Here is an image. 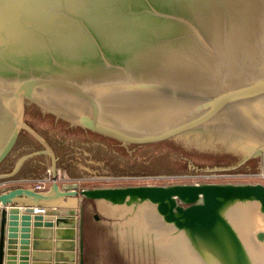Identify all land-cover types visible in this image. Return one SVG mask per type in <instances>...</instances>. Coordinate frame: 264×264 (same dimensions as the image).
Wrapping results in <instances>:
<instances>
[{
	"label": "water",
	"instance_id": "water-1",
	"mask_svg": "<svg viewBox=\"0 0 264 264\" xmlns=\"http://www.w3.org/2000/svg\"><path fill=\"white\" fill-rule=\"evenodd\" d=\"M47 166L264 172V0H0V180ZM22 195L149 207L198 264H264L261 181L0 192V264H29L43 234L48 264H84L83 204L37 211Z\"/></svg>",
	"mask_w": 264,
	"mask_h": 264
},
{
	"label": "rangeland",
	"instance_id": "rangeland-1",
	"mask_svg": "<svg viewBox=\"0 0 264 264\" xmlns=\"http://www.w3.org/2000/svg\"><path fill=\"white\" fill-rule=\"evenodd\" d=\"M57 167L60 168L62 173L66 174V176L80 179L82 186L88 187L94 185H116L128 183L138 184L196 181L264 182V177L259 176H230L228 178L217 177L204 180L202 175L207 173L70 176L67 174L65 168H62L61 166ZM50 169L52 172L51 166H47L43 171V174L40 176L48 173ZM214 173L254 174L264 172H209V174ZM156 176H158V178ZM79 204H83L82 238L83 241H85L84 261L86 260V264H198L196 261H191V255L187 252V249L183 245L179 236L170 235V230L160 228V221L157 217L154 218L153 215L150 214V212L152 213V210L149 207L146 210L144 207L142 208V206H140L139 211L132 215L131 209L126 206H113L108 205L107 203L105 204L96 201L85 202L83 200H81ZM79 204L76 206L77 208H79ZM124 208H126V210L123 211L122 209ZM128 212L129 214L126 215ZM96 215L98 217H96ZM140 221L141 224H139ZM147 222H149L148 227H144ZM150 223L152 225H150ZM239 224L242 228H246V230L256 228H250L253 226H245L241 223ZM259 226L260 224L258 225V228ZM248 238H250L249 241ZM245 239L248 243L255 241L251 234L246 235ZM172 242H175L179 246L181 245V251L179 254L181 257L178 254L177 256H173L172 252H168L170 249L167 245L172 244ZM251 244L253 245V243ZM78 260L79 258L77 261Z\"/></svg>",
	"mask_w": 264,
	"mask_h": 264
},
{
	"label": "built area",
	"instance_id": "built-area-1",
	"mask_svg": "<svg viewBox=\"0 0 264 264\" xmlns=\"http://www.w3.org/2000/svg\"><path fill=\"white\" fill-rule=\"evenodd\" d=\"M230 176H237V177H242V176H259V177H264V173H214V174H204L202 177L204 180L208 179H214L217 177H224L228 178ZM158 178V176H156ZM95 179H100V178H95ZM57 181L59 185H62L66 182H78L80 188L88 187V186H82L80 179L77 178H71L66 176V174L62 173V170L60 168L57 169V175L56 178H53L51 170L40 176V177H11L4 179L0 181V188L3 186H22V187H30L33 188L34 190L38 192H46L49 188L50 185L52 184L53 181ZM37 211H45L46 207L44 206H39L35 208Z\"/></svg>",
	"mask_w": 264,
	"mask_h": 264
},
{
	"label": "crops",
	"instance_id": "crops-1",
	"mask_svg": "<svg viewBox=\"0 0 264 264\" xmlns=\"http://www.w3.org/2000/svg\"><path fill=\"white\" fill-rule=\"evenodd\" d=\"M5 179H7V178H5ZM2 180H4V179H1L0 181H2ZM12 187H13L12 185L11 186H3V187L0 188V192L8 190V189H10ZM16 199L18 201L21 200V203H24V204H32L34 206V208H37L39 206H44V207L59 206V208H63L64 206H66V207H76L81 201V198L78 195L77 196L70 195V196H66L64 198H58V199H54L52 201H46V202H44V201H39L38 202L35 198L31 199V198H29L28 196H25V195L19 196V197L15 198L14 200L16 201ZM83 201H85V202L96 201V202H100V203H105L106 204V202H104L103 200H100V199H94V200L93 199H83ZM122 210L124 211V210H126V208H124ZM31 227H33V226H31ZM45 235L46 234H43L42 236H44V237L40 238V240H42V241H41V244H38V245H40L41 247H36V249L32 248L33 247L32 246L33 237L31 235V238H30V240H31V243H30V245H31V248H30V263L29 264H31L32 263L31 261H33L32 253L34 251L36 252V254H38V259H35L36 260V262H35L36 264H48V262H49L48 256H50V251H49L48 248H46L47 247L46 246L47 243H45V242H47V237H45ZM84 243H85V241H84ZM53 249H54V244H53ZM18 256H19V254H18ZM84 264H86V260L84 261Z\"/></svg>",
	"mask_w": 264,
	"mask_h": 264
},
{
	"label": "bare ground",
	"instance_id": "bare-ground-1",
	"mask_svg": "<svg viewBox=\"0 0 264 264\" xmlns=\"http://www.w3.org/2000/svg\"><path fill=\"white\" fill-rule=\"evenodd\" d=\"M51 170V169H50ZM150 214H152L151 212H150ZM139 215V214H138ZM147 216V215H146ZM150 216V215H149ZM150 217H152V216H150ZM247 223V225L248 226H253V227H250V228H254V227H258V225H259V221H258V219H254V220H252V221H250V219L248 220V222H246ZM139 224H141V221L139 222ZM253 224V225H252ZM148 225H149V222H147L145 225H144V227H148ZM150 225H152L151 223H150ZM255 225H257V226H255ZM161 238V237H160ZM160 238H158V239H160ZM163 238V237H162ZM249 239L250 238H248V241H249ZM255 242V241H254ZM254 242H249L250 244L251 243H253L254 244ZM181 246V245H180ZM178 244H176L175 242H172V244H169V245H167V247H169V249L170 250H168V252H172V255L173 256H177V254L179 255L180 254V251H181V247H180ZM253 248H255L256 250H258V251H263L264 252V245H261V246H259V247H255V245L254 246H252ZM171 249H172V251H171ZM180 257H181V255H179ZM191 259V258H190ZM194 261V259H191V261ZM195 262V261H194Z\"/></svg>",
	"mask_w": 264,
	"mask_h": 264
}]
</instances>
